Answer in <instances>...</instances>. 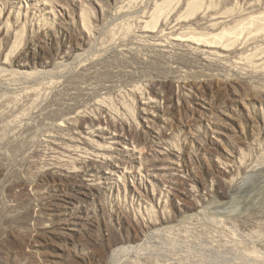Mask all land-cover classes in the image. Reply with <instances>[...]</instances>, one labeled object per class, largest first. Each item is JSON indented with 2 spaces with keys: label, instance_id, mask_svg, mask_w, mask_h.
Returning a JSON list of instances; mask_svg holds the SVG:
<instances>
[{
  "label": "rangeland",
  "instance_id": "1",
  "mask_svg": "<svg viewBox=\"0 0 264 264\" xmlns=\"http://www.w3.org/2000/svg\"><path fill=\"white\" fill-rule=\"evenodd\" d=\"M172 1L0 0V264H264V0ZM27 42L38 74L11 76ZM215 160L223 200L200 185ZM176 173L200 209L174 205ZM72 200L84 226L56 215Z\"/></svg>",
  "mask_w": 264,
  "mask_h": 264
},
{
  "label": "bare ground",
  "instance_id": "2",
  "mask_svg": "<svg viewBox=\"0 0 264 264\" xmlns=\"http://www.w3.org/2000/svg\"><path fill=\"white\" fill-rule=\"evenodd\" d=\"M172 1V0H170ZM175 1V0H174ZM172 1V2H174ZM167 5H172L173 3H169L166 1ZM164 5V4H163ZM162 5V6H163ZM167 5H164V6H167ZM157 6L155 7V11L152 13V16L150 15V18L148 17V21L144 22L145 23V29L146 31H151L155 28L158 27V25L161 23V22H164V24H167V17L164 16L166 13H165V10H164V6ZM84 11V10H83ZM87 11V9L85 10ZM84 11V12H85ZM83 12V13H84ZM86 13V12H85ZM84 13V15H85ZM90 13V12H89ZM194 15H196V18H199L197 13H196V9H192V12H191ZM169 14V13H167ZM10 15V13L7 14V17ZM188 16V15H187ZM191 16V14H190ZM87 18L86 16L84 17V19ZM86 20V19H85ZM84 22V21H83ZM86 22V21H85ZM84 22V23H85ZM4 23V22H3ZM2 22L0 23V26L3 24ZM87 23V22H86ZM162 24V23H161ZM83 25H87V24H83ZM85 27V26H84ZM1 28V27H0ZM87 29V28H86ZM90 30V29H89ZM88 30V31H89ZM8 31V30H7ZM5 30L4 32V28H3V31H0V40H8L9 39V34ZM127 32V31H126ZM227 33V34H226ZM228 33L230 32H226V31H222L218 34H215V35H218V37L220 39H226L225 37H229V36H226V35H229ZM186 37V35H185ZM215 37V36H213ZM190 40H194V42H203L205 44V47L207 42L203 39H200V38H193L192 36L189 35V37L187 39H182L180 36H177L176 38L173 39L174 42L176 43H180V44H183V43H189ZM17 50V49H16ZM13 52V50H12ZM42 52H44V48H41V50L38 52V51H34L31 47V45L27 42L23 48L19 51H17V53H15V55H13L10 59L11 61L18 67L20 68L22 71H18V70H15V71H10L12 73L11 76H16V77H21V78H30V77H33L35 76L36 74H38V71H25V69H28L30 67V65L34 64L35 62H40L41 61V54ZM14 53V52H13ZM12 53V54H13ZM7 57V55H6ZM8 58V57H7ZM6 58V59H7ZM8 62V61H7ZM6 61H2L0 59V66L1 67H4L6 66L5 64L7 63ZM10 62V61H9ZM43 66L44 67H48L49 64L46 63V62H43ZM1 71V70H0ZM8 72V74L10 73ZM7 73V72H6ZM14 77V78H16ZM233 84V85H232ZM234 81L232 83H229V84H226L223 86V88L227 89L230 88L232 89V86H234ZM216 86L220 87L219 86V82H217ZM229 89V90H230ZM139 90V89H138ZM219 90V89H218ZM222 90V89H221ZM220 92V91H219ZM218 92V93H219ZM222 92V91H221ZM33 94V92H32ZM221 97V96H220ZM176 98H177V95H175L174 93H171L170 97L168 98V103H170V105L173 107L175 104H174V101H176ZM177 102V101H176ZM226 102V101H225ZM171 107V108H172ZM174 108V107H173ZM171 111V110H170ZM77 115V114H75ZM73 117H69V120L73 121L74 120V116ZM81 115V114H80ZM79 116V115H78ZM81 120L84 121V120H87V116H81ZM80 118V116L77 118V120ZM76 119V118H75ZM68 120V119H67ZM76 121V120H75ZM71 123V122H70ZM60 126V125H59ZM154 138H157L155 135H153ZM186 154L187 152L184 153L185 157H186ZM165 159L167 158H158V160L156 162H160L161 164H164V165H167V166H171L173 165L171 162H166ZM90 163V162H89ZM116 167V166H115ZM54 170V169H53ZM229 165L228 164H224L222 163L220 160H215V165L213 167V172L215 173V176L217 178V180H215L214 182L211 181V185L209 184H204V183H200L201 187L203 189H206L209 191V193L211 194V198L213 199L214 197L215 198H220V199H225L227 197V193L233 191V188L234 185H235V179L233 177H231L229 175ZM56 172H52L50 173L51 176H53L55 178V180H58L59 183L61 184V188L62 189H65V190H61L60 192H67L68 190V187H70V185H73V184H76L74 183L73 181H71V177L74 176L72 173H63L60 172V173H57V170H55ZM51 172V171H49ZM59 172V171H58ZM209 173V171H207ZM166 181L168 183H170L171 186H173V194H172V199H173V202H174V205L176 207H185L189 210H198L200 209V206H198L196 203L193 202L194 198V191H193V185L192 183L182 174V173H176V174H172V175H168L166 176ZM88 188V187H87ZM89 189V188H88ZM172 189V188H171ZM78 192V193H77ZM77 195L79 196H83L84 198L87 197V189H83L81 188L80 186L78 187V191L76 190L75 192ZM180 197H185L187 198L189 201H191L192 203L189 205V206H184L182 205L177 199H181ZM73 203H71V206L69 209H65V210H59L56 212V215L59 217V219H63L64 220L66 219V212H70L74 217L77 218L78 220V223L81 225V226H84V224L86 223V215L84 216V212H83V209H81L82 207H79V206H76L74 204L75 200H72ZM165 208L163 209V213H165ZM88 218V217H87ZM165 222L169 221L167 219H164ZM47 225H43L42 226V229H44ZM69 231H71L72 229L71 228H68Z\"/></svg>",
  "mask_w": 264,
  "mask_h": 264
}]
</instances>
